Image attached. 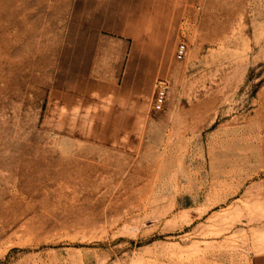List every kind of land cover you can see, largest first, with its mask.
<instances>
[{"label":"rangeland","instance_id":"1","mask_svg":"<svg viewBox=\"0 0 264 264\" xmlns=\"http://www.w3.org/2000/svg\"><path fill=\"white\" fill-rule=\"evenodd\" d=\"M262 252L264 0H0V264Z\"/></svg>","mask_w":264,"mask_h":264},{"label":"built area","instance_id":"2","mask_svg":"<svg viewBox=\"0 0 264 264\" xmlns=\"http://www.w3.org/2000/svg\"><path fill=\"white\" fill-rule=\"evenodd\" d=\"M185 50H186L185 44L180 43L176 49V53H175L176 58L181 59L185 54ZM167 92H168L167 83L164 81H159L157 84L156 95L153 101V110L160 111L163 109L166 101Z\"/></svg>","mask_w":264,"mask_h":264},{"label":"crops","instance_id":"3","mask_svg":"<svg viewBox=\"0 0 264 264\" xmlns=\"http://www.w3.org/2000/svg\"><path fill=\"white\" fill-rule=\"evenodd\" d=\"M251 264H264V252L254 254L250 257Z\"/></svg>","mask_w":264,"mask_h":264}]
</instances>
